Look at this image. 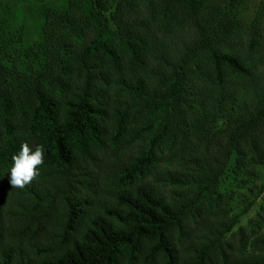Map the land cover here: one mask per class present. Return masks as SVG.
<instances>
[{
  "label": "trees",
  "instance_id": "16d2710c",
  "mask_svg": "<svg viewBox=\"0 0 264 264\" xmlns=\"http://www.w3.org/2000/svg\"><path fill=\"white\" fill-rule=\"evenodd\" d=\"M12 1L0 0L1 56L16 43ZM209 1L149 4L153 17L181 16L183 38L170 43L119 15L111 36L108 0H64L51 15L69 41L94 26L90 41L42 58L18 90L0 74V264H264V207L255 254L228 255L225 237L252 203L233 214L232 194L218 191L231 164L239 188L264 167V82L233 52L237 4L220 19ZM134 8L119 0L114 12ZM41 14L52 25L49 9ZM211 133L213 151H196L192 138ZM22 144L43 147L44 163L18 188L9 175Z\"/></svg>",
  "mask_w": 264,
  "mask_h": 264
},
{
  "label": "rangeland",
  "instance_id": "374dc122",
  "mask_svg": "<svg viewBox=\"0 0 264 264\" xmlns=\"http://www.w3.org/2000/svg\"><path fill=\"white\" fill-rule=\"evenodd\" d=\"M155 1L157 0H136L137 8H134V11L126 9L114 12L119 0H108L109 10L107 13L103 12V15L108 19L110 35L113 36L115 30L111 16L116 15L118 17L119 15L123 21L134 19L137 22H143L145 33L151 34L157 42L168 40V42L174 43L181 40L184 30L182 29L184 27H182L181 16L178 17L179 20L176 23L172 19L163 18L159 15L153 17L149 4L153 5ZM63 2L64 0H46L45 3L36 0H13L9 3L11 8L9 24L12 33L16 35V39H14L16 43L13 49L8 47L9 51L6 50L5 56L0 55V74L9 81L13 90L19 89L25 71L26 75L29 74L31 77L41 71L38 69L44 64L42 58H57V56L63 55L64 47L69 42L72 45L70 50L77 51L93 37L94 26L86 32L87 35L84 39L75 42L67 40V24L60 27L59 22L51 15V11L61 7ZM208 4L216 8L220 19L224 15H232L235 11L232 7L237 4L238 32L236 39L238 43L234 45L233 52L240 54L245 60L247 59L251 69L264 82V0H210ZM42 9H49L51 28L50 26L45 29L43 27L45 20L41 14ZM5 46L7 47L6 44ZM251 46L253 47L251 48ZM204 56L205 54L202 53L199 59L205 60L206 57ZM72 72L77 73L76 70ZM241 83V80L230 79L231 87H238ZM224 121V119L219 120L216 130L221 131L223 129L224 125L221 126L220 123H224ZM258 133L264 136V125L259 128ZM192 139L196 151L205 154L207 150L213 151L216 135L211 133L207 139H204V135L201 134ZM137 149V145L131 147V151ZM164 152L168 157L171 151L164 149ZM182 162L160 163L157 170H173L175 167H180ZM232 165L223 176L218 191L224 200L232 194L233 200L230 202L226 199L225 202H229V209L232 210L233 214H240L250 202L252 207L240 217L238 225L225 237L227 253L236 256H241V251L245 255L255 254L248 245L260 233V228H263V225L258 221L257 214L264 207V167H257V180L239 188L241 180L245 178L241 173L238 175L233 173ZM218 213L215 212L213 215H218ZM242 246L244 247L240 248Z\"/></svg>",
  "mask_w": 264,
  "mask_h": 264
},
{
  "label": "clouds",
  "instance_id": "9594fccd",
  "mask_svg": "<svg viewBox=\"0 0 264 264\" xmlns=\"http://www.w3.org/2000/svg\"><path fill=\"white\" fill-rule=\"evenodd\" d=\"M44 163V149L41 146L31 148L22 144L17 155L13 157L10 169L9 183L12 187L23 188L38 175V166Z\"/></svg>",
  "mask_w": 264,
  "mask_h": 264
}]
</instances>
